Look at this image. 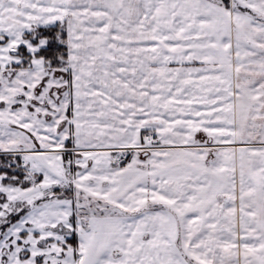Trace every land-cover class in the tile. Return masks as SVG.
I'll return each mask as SVG.
<instances>
[{
    "label": "snow or ice",
    "instance_id": "6c2138e0",
    "mask_svg": "<svg viewBox=\"0 0 264 264\" xmlns=\"http://www.w3.org/2000/svg\"><path fill=\"white\" fill-rule=\"evenodd\" d=\"M0 264H264V0H0Z\"/></svg>",
    "mask_w": 264,
    "mask_h": 264
}]
</instances>
